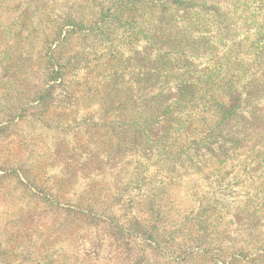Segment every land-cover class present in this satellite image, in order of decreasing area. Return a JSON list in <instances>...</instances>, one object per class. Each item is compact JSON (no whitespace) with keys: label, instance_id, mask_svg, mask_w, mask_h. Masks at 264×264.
<instances>
[{"label":"rangeland","instance_id":"obj_1","mask_svg":"<svg viewBox=\"0 0 264 264\" xmlns=\"http://www.w3.org/2000/svg\"><path fill=\"white\" fill-rule=\"evenodd\" d=\"M190 2L0 0V264H264V0Z\"/></svg>","mask_w":264,"mask_h":264},{"label":"trees","instance_id":"obj_2","mask_svg":"<svg viewBox=\"0 0 264 264\" xmlns=\"http://www.w3.org/2000/svg\"><path fill=\"white\" fill-rule=\"evenodd\" d=\"M191 0H171V2H173V3H179V4H185V5H190V2ZM33 5H34V7H36V4H35V2H31ZM45 5L46 4H44L42 7H41V9H43L44 7H45ZM19 6H22V4H20ZM153 6H157L155 3L153 4ZM162 9H158V11L159 12H161L162 13V15H167L169 12H164V10H165V8L166 7H164V4H162ZM39 9V8H38ZM177 32V31H176ZM144 34L147 36V37H154L153 36V31H150L149 33H146V32H144ZM156 40H158V38L156 37ZM179 49H182V48H179ZM189 50V49H188ZM151 108H153V107H151ZM150 108V109H151ZM95 211V207L92 205V206H89V210H88V215H91V214H93V212ZM104 212H106V211H104ZM46 259H48L47 257H43L42 259L40 258V256H39V259L36 261V264H46ZM44 261V262H43Z\"/></svg>","mask_w":264,"mask_h":264}]
</instances>
